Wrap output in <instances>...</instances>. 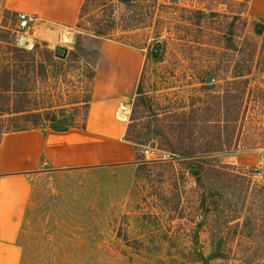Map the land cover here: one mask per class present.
<instances>
[{
	"label": "rangeland",
	"instance_id": "374dc122",
	"mask_svg": "<svg viewBox=\"0 0 264 264\" xmlns=\"http://www.w3.org/2000/svg\"><path fill=\"white\" fill-rule=\"evenodd\" d=\"M16 1L20 7L26 5L24 0ZM100 1L88 5L86 25L87 19L106 15L98 7ZM105 1L110 3L115 20L111 38L134 47L97 39L78 30L76 22L47 25L36 15H32L35 22L28 31H20L17 18L6 12L13 5L0 0V54H5L4 42L11 32L17 38L15 46L25 50L39 46L36 60L42 64L29 73L25 98L14 104L39 112L52 107L54 112H64V119L72 124H82L83 107L76 103L89 95L88 72L80 62L59 63L64 59L55 56L58 48L65 49L66 56L74 51L80 36L87 50L108 45L139 54L136 81H123L120 96L124 98L117 102L116 112L125 123L130 122L141 76L144 105L160 108L158 114L164 107L189 110L192 104L195 116H206L208 106L202 103L206 94L198 90L200 78L216 67L218 71L206 83L221 92L231 74L226 66L233 67L239 50L245 47L242 39H237L238 43H233L236 50L227 56L220 48L225 43L218 38L219 48L206 54L195 45L185 48L179 39L200 38L194 26L195 10L209 9L216 16L202 28L221 30L227 24L222 16L238 12L241 1ZM238 32L244 34L245 30L239 26ZM21 39L28 41L27 47L19 46ZM260 39H255L256 56L264 60ZM155 42L165 47L159 63L146 60ZM44 50L52 53L57 65L45 61ZM122 59L134 61L131 56ZM0 64H5L1 58ZM260 64L264 69V61ZM99 65L103 67L98 70L111 72L109 59L101 61L100 56ZM252 69L248 89L255 92V99L248 92L243 98L232 145L223 152L146 160L141 154L144 147L132 145L138 160L130 163L65 169L42 166L32 176L17 244L3 251L0 264H201L203 259L209 264H264V164L255 171L259 156L264 157V103L256 95L264 93V75L255 64ZM96 87L94 95L100 97ZM6 103L0 100V106ZM122 106L126 114L120 110ZM137 111V124L143 129L151 119L150 112L142 107ZM147 146L157 148V142L149 138Z\"/></svg>",
	"mask_w": 264,
	"mask_h": 264
},
{
	"label": "trees",
	"instance_id": "16d2710c",
	"mask_svg": "<svg viewBox=\"0 0 264 264\" xmlns=\"http://www.w3.org/2000/svg\"><path fill=\"white\" fill-rule=\"evenodd\" d=\"M93 1L96 0L83 1L75 27L97 39L113 40L111 31L114 28L115 20L110 3L105 0H101L100 2L102 3L98 7L101 9V13H105L108 17L105 18V15L102 18H96L97 20L87 19V25L85 24L84 16H88V5L92 4ZM239 1H241L240 3L238 2L241 8L238 12H228L229 15L222 16L227 24L221 30H216L212 27L202 28L209 19L216 16L209 9H206L207 12L195 10L192 12L196 19L194 26L200 38L192 41L186 40L185 37H182L183 40L179 39L184 43L185 48L195 45L201 52H206V54L215 53V49L219 48L216 44V39L218 38L224 41V46L220 48L227 56H230L236 50L233 45L235 40L238 43L237 39H242L241 44L245 47L239 50L240 57L234 63V66H226V68L231 70V74L229 80L223 84L225 87L221 92H216L213 90L215 86H208L209 84L206 83L207 78L218 71L215 70L216 67H213L214 70L210 72H205L204 76L200 78L198 90L206 94L203 95L205 100L202 101L203 105L208 106L205 110L206 116L200 114L198 117L195 116L192 104L189 106V110L180 109L176 111L173 107H164L162 109L163 113L158 114L157 112L161 111L159 110L160 108L152 109L150 106L144 105L145 98L142 99L143 89L141 86V78L143 76H141L135 90L137 98L131 103L130 122L127 124L124 136L126 142L134 147H145L149 144V138H151L157 142L159 150L171 156L182 158L223 152L232 145L236 130L235 125L241 114L243 98L248 92L255 99V92H250L248 89V79L252 74L253 65L255 64V69L264 75V69H262V64H260L264 60L256 56L259 49L258 43H255V39L261 38L260 44L264 46V19H248L245 13L250 0ZM6 12L17 18L16 13ZM239 26L243 28V32L245 30L244 34L238 32ZM8 35V39L4 42L5 54H0V58L5 61V64H0V100L7 101L4 107L0 106V144L6 134L43 129L46 125L50 130L58 133L67 132L71 129L83 130L85 128L91 89L87 98L82 100V102L76 103V105H82L84 111L83 122L80 126L72 124L69 119H64L66 116L61 110V112H54V110H51L53 109L52 107H47L43 112H39L37 109L27 110L22 104L18 105V102L17 106L14 104L16 99L18 101L23 96L25 98L28 92V75L34 72L38 65L42 67V64L36 60V54L39 50L38 45H34L31 50H25L15 46L17 38L14 33L10 32ZM240 35H243V37H239ZM113 41L121 45L132 46L117 40ZM42 53L47 63L57 65L49 50H44ZM164 53L165 47L159 42H155L148 50L146 60L159 63L162 61ZM65 61L69 63L80 62L87 70V78L92 85L95 69L99 62V47L93 51L85 49L81 44L80 36H78L74 51L69 52L64 60H59V63ZM21 73H24V75H21ZM256 95L264 103V93L257 92ZM140 107L150 112L148 117L151 118L143 129H140L137 124L140 119L138 118L137 110ZM198 140L201 144H197ZM135 159L138 160V152L135 153ZM191 175L197 176L193 174V171ZM201 264H209L208 259H203Z\"/></svg>",
	"mask_w": 264,
	"mask_h": 264
},
{
	"label": "crops",
	"instance_id": "0c3cea01",
	"mask_svg": "<svg viewBox=\"0 0 264 264\" xmlns=\"http://www.w3.org/2000/svg\"><path fill=\"white\" fill-rule=\"evenodd\" d=\"M16 0L7 8L11 13L36 15L51 26L72 25L76 22L84 0ZM16 3V4H15ZM245 16L251 20L264 19V0H250ZM101 61H111V72L95 69L87 108L85 128L67 132L38 129L3 136L0 144V259L3 251L17 244L21 222L28 203L32 176L42 167L65 169L74 167L111 166L130 163L135 148L124 140L127 123L116 112L125 79L135 82L140 56L120 47L101 45ZM133 57L126 63L123 57ZM119 60L123 61L120 63ZM135 67V69H133ZM99 71V72H98ZM97 86V87H96ZM95 87L101 96L94 95ZM122 94V93H121ZM128 115V113H127ZM93 120V121H92ZM102 126V127H99Z\"/></svg>",
	"mask_w": 264,
	"mask_h": 264
},
{
	"label": "built area",
	"instance_id": "2783aa9c",
	"mask_svg": "<svg viewBox=\"0 0 264 264\" xmlns=\"http://www.w3.org/2000/svg\"><path fill=\"white\" fill-rule=\"evenodd\" d=\"M17 22H18V29L20 31H28L30 28V24L35 22V18L32 15L26 14V13H19L17 14ZM261 89L264 91V85L261 86ZM142 156L146 160H156V159H161V157H166L167 155L166 152L160 151L156 147H149L145 146L143 150L141 151ZM163 154V155H162ZM264 164V157L259 156V164L255 168V171L261 170L262 166Z\"/></svg>",
	"mask_w": 264,
	"mask_h": 264
},
{
	"label": "water",
	"instance_id": "95a60500",
	"mask_svg": "<svg viewBox=\"0 0 264 264\" xmlns=\"http://www.w3.org/2000/svg\"><path fill=\"white\" fill-rule=\"evenodd\" d=\"M28 41L26 39H21L19 41L20 47H27ZM67 51L65 49L58 48L56 50L55 56L59 59H64L66 57Z\"/></svg>",
	"mask_w": 264,
	"mask_h": 264
},
{
	"label": "bare ground",
	"instance_id": "6f19581e",
	"mask_svg": "<svg viewBox=\"0 0 264 264\" xmlns=\"http://www.w3.org/2000/svg\"><path fill=\"white\" fill-rule=\"evenodd\" d=\"M120 110H121V111H125V107L122 106V107L120 108ZM126 112H127V111H125V114H126ZM123 113H124V112H123ZM121 117H122V116H121ZM119 119L122 120V121L124 120V118H119Z\"/></svg>",
	"mask_w": 264,
	"mask_h": 264
}]
</instances>
